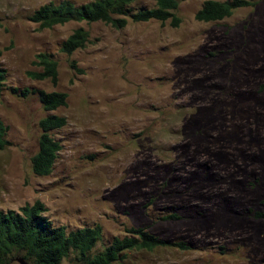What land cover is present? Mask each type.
I'll return each instance as SVG.
<instances>
[{"label":"rangeland","instance_id":"rangeland-1","mask_svg":"<svg viewBox=\"0 0 264 264\" xmlns=\"http://www.w3.org/2000/svg\"><path fill=\"white\" fill-rule=\"evenodd\" d=\"M60 1L0 0V209L39 200L66 232L98 224L95 251L129 226L182 245L131 251L119 264H264V220L253 215L264 208V0L215 22L193 18L203 0H178L176 27L126 17L121 28L39 30L27 19ZM77 27L89 42L60 52ZM40 52L56 62L55 84L26 75L40 70ZM24 89L64 92L66 104L44 111ZM48 113L66 123L51 132L61 148L50 173L36 176L29 159ZM72 262L69 253L60 264Z\"/></svg>","mask_w":264,"mask_h":264},{"label":"trees","instance_id":"trees-1","mask_svg":"<svg viewBox=\"0 0 264 264\" xmlns=\"http://www.w3.org/2000/svg\"><path fill=\"white\" fill-rule=\"evenodd\" d=\"M135 0H92L74 4L69 0L44 3L34 9L27 19L37 24V29L51 28L67 21H99L114 28L126 24V17L133 22L157 20L160 23L176 27L180 21L175 11L178 0H154V6L132 12L129 4ZM249 0H203L194 12L193 18L199 22H215L230 16L234 10L251 5ZM89 42L88 32L77 27L68 34L59 45V51L71 54L83 48ZM1 55V50H0ZM39 71L26 72L31 79L48 78L56 82V62L48 53L35 55ZM70 66L74 68L71 62ZM5 79V70L0 65V91ZM16 92L15 88H11ZM21 95L35 93L44 111H52L66 104V94L59 91L46 92L41 89L21 90ZM64 116L48 113L37 121L39 134L37 149L30 156V168L34 175L45 176L61 148L60 143L51 136V132L64 126ZM6 125L0 120V150L5 147ZM43 203L35 200L24 204L17 211L0 209V264H8L16 256L31 264H60L69 253L73 254V264H119L131 251H152L159 247L182 246L180 243L164 240L143 227H125L122 236H113L108 244L95 251L96 243L101 239V227L98 224L83 226L65 231L63 226H53L42 214ZM256 218L264 220V208L253 212ZM168 218H177L175 214Z\"/></svg>","mask_w":264,"mask_h":264},{"label":"water","instance_id":"water-1","mask_svg":"<svg viewBox=\"0 0 264 264\" xmlns=\"http://www.w3.org/2000/svg\"><path fill=\"white\" fill-rule=\"evenodd\" d=\"M14 260L18 263V264H31L27 261H25L22 257L20 256H16L14 257Z\"/></svg>","mask_w":264,"mask_h":264}]
</instances>
